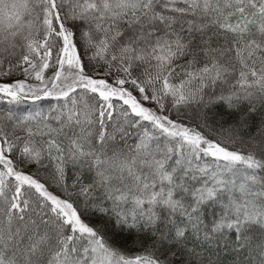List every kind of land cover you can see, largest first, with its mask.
I'll return each mask as SVG.
<instances>
[{"label": "snow or ice", "instance_id": "snow-or-ice-1", "mask_svg": "<svg viewBox=\"0 0 264 264\" xmlns=\"http://www.w3.org/2000/svg\"><path fill=\"white\" fill-rule=\"evenodd\" d=\"M0 264H264V0H0Z\"/></svg>", "mask_w": 264, "mask_h": 264}]
</instances>
